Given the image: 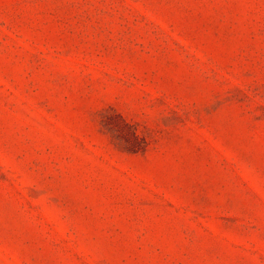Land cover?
<instances>
[{
  "label": "rangeland",
  "instance_id": "rangeland-1",
  "mask_svg": "<svg viewBox=\"0 0 264 264\" xmlns=\"http://www.w3.org/2000/svg\"><path fill=\"white\" fill-rule=\"evenodd\" d=\"M0 264H264V0H0Z\"/></svg>",
  "mask_w": 264,
  "mask_h": 264
}]
</instances>
